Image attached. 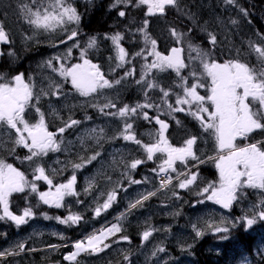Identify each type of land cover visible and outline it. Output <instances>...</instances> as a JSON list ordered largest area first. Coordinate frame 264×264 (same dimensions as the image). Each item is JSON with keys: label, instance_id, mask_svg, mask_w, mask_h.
Returning a JSON list of instances; mask_svg holds the SVG:
<instances>
[{"label": "snow or ice", "instance_id": "snow-or-ice-1", "mask_svg": "<svg viewBox=\"0 0 264 264\" xmlns=\"http://www.w3.org/2000/svg\"><path fill=\"white\" fill-rule=\"evenodd\" d=\"M226 3L232 4L235 0H225ZM132 5L140 6L147 5V16L156 14L163 15L168 6H176L177 0H114L110 6L116 8L118 5ZM20 11L23 13L24 19L29 25L37 32L42 33H55L63 31L66 40L62 39L59 43L64 44L67 41H74L79 36L78 29H72L68 34L70 25H79L81 16L76 7L73 6L69 0H32L31 6L23 4L20 6ZM244 15H247L246 10L241 9ZM118 15L120 17L126 16L124 10H120ZM236 23V21H232ZM148 27V20L145 19L143 27L138 31L144 34L145 44H151V51L147 48L142 49L141 52L135 55L140 56L144 52L148 53V57H152L151 63H145L143 74L140 79L136 81L137 85H145L144 94L147 101L148 90L159 88L162 93L161 101L167 107V115L175 119L174 113L187 112L196 121L199 122L201 128L206 133H211L214 137L217 155L208 157V160H215V167L219 172L218 185L214 182H209L207 186L201 188L197 195L202 196L208 201H213L221 205L225 209L232 207L233 202L238 199L240 191L243 188L264 189V140H258L255 143H246L243 147H238L235 141L237 138L249 139L250 135L257 130L264 132V71L257 72L255 68L250 67L247 63L239 60L226 61L225 63H217L214 59L209 58V54L199 46L193 45L191 42L187 45L189 53L188 63H185L183 57L184 48L173 47L169 54L165 55L156 50L157 41L153 39L146 31ZM192 30L189 29V32ZM172 37L176 43H183L184 35L177 32L175 29H170ZM209 35V42L216 43L215 35ZM33 37H25L26 40H31ZM105 39H110L112 45L116 50L115 60L117 61L116 68L123 67L129 63L126 59L128 53L125 48L121 46L123 36L117 32L111 36L105 35ZM10 43L8 33L5 31L4 26L0 23V44ZM97 46V37L91 36L87 41L85 48L81 49L80 57L83 61L82 64H73L70 68H65L63 64L59 68L54 67L53 60L60 61L63 59L60 56L52 57L44 61V66L51 68L54 72H59L61 76L70 77L73 88L76 89L83 97H89L94 93H99L102 89H110L114 84H120L125 77L132 76L133 71L124 73V77L119 80L111 81L106 78L105 73L100 69V66L92 63L86 58L87 50ZM80 47L78 40L72 44L66 51V56L70 57L72 48ZM250 47L257 54L258 59L264 62V46L259 44H251ZM195 53V55H192ZM3 53H0L2 55ZM8 55H14L9 51ZM145 60L147 61V58ZM110 59H112L110 57ZM199 60L203 72L197 73L193 71L190 76L194 83L188 86L189 81L187 77L181 74V70L189 66L194 61ZM158 72H165L168 69L175 71L181 83L176 85L182 89V94L176 93L175 106L169 103V98L174 93L171 89L161 87L155 79H148L153 75L152 70ZM116 69H112L114 72ZM206 76L210 79V83L202 82L201 77ZM59 88V85H55ZM204 88L206 95H201L198 89ZM43 95H48L43 92ZM53 95L58 93L53 92ZM39 101L40 97L34 94L33 86L26 82L24 73H18L7 79L0 75V126H6L9 130L15 132V145L22 146L29 150V155L23 159L29 162H34L42 156L47 155L49 152H56L60 150V143L57 141V133L63 134L66 129L72 128L80 123V121L72 119L71 117L64 123L63 127L57 129V132L48 130L46 124L45 114L39 107L32 105L30 102L33 99ZM184 106H187L185 108ZM30 107H35L39 119L35 123H30L26 117V110ZM99 107L101 112L106 108H116V104L109 101L103 105H93ZM155 108L159 112L161 105L153 104L150 102L137 103L135 106L124 105L117 109L115 113H105L106 115L118 116L125 120L123 129L117 133L125 141H131L136 144L144 154L146 160L151 161L156 157L157 153L166 154L167 158L162 161L158 166L157 175L160 177V189H165L169 185L176 182L179 189L191 190L199 179L198 171L192 169L196 168L199 164H204L207 161L200 159L194 150L198 137L195 135L190 136L184 141L183 146L173 147L166 136L169 124L160 119L159 115L154 117L149 116L144 109ZM142 112L143 119L155 120L159 125L155 135L153 136L154 142L144 143L138 139L133 131V124L127 122V118L136 117ZM180 124V121H176ZM95 130H93V133ZM103 132V129H100ZM151 135V134H150ZM15 149H13L14 151ZM99 156V152L87 158H80V163L72 164L74 174L64 183L55 184L53 179L46 174L45 167L37 164L33 170V180L29 181L25 173L14 167L12 164L0 160V220H10L17 227L24 225L34 215L31 206L24 208L23 212L19 215L14 214L9 207V198L13 193H23L26 188L31 192H37L36 181H44L49 185V191L39 192V199L44 204L61 208L64 206L63 202L65 197H78L79 193L76 191L75 170L91 163ZM144 159H133L126 164V171L124 175H128L131 170L146 162ZM194 161L192 168L188 167L190 162ZM177 162L185 168L184 172H177ZM170 173H176L175 176ZM110 179V178H109ZM130 183L139 184L141 181L132 180L129 177ZM52 187L55 191H52ZM122 185H117L116 188L108 191L103 203L97 202L93 210L94 217H98L102 212H106L112 204L117 200V188ZM95 184L89 180L88 187L84 189L85 194L93 191ZM104 194H102L103 196ZM156 195L155 192H147L141 194L139 199L129 203L128 209H135L143 206V202L150 197ZM173 196L178 197L177 192H173ZM80 203L79 200H77ZM200 203L203 200L199 201ZM124 214L118 216L117 223L110 226H104L98 230L87 235L84 239L75 241L72 245L73 251L64 256L65 261L70 264H79L78 257L81 253L97 254L103 252L111 245L108 243L110 237H115L118 233L123 232V227L120 220L123 219ZM45 219L50 217L45 215ZM60 224L69 226L79 224L84 218L80 213H69L68 216L61 218L55 217ZM258 222H264V201H261V210H252V215H244L232 221H225L221 219L219 223L209 220L202 228L199 224H193L192 228L196 238L203 237L207 231H211L213 235H218L219 239H229V234L232 229L243 227L245 231L249 230L253 225ZM155 229H147L141 233V240L147 241L152 236ZM53 235H58L53 233ZM61 239L63 237L61 236ZM121 240L128 241L129 237L126 235L120 236ZM19 251L25 250V244L20 242L18 245ZM50 248H56V245H49ZM192 245H188L190 249ZM165 249L160 247L157 251L163 252ZM182 250H185L182 246ZM19 252L13 249L0 250V259L9 256L18 255ZM156 252H153V256ZM124 260H129L128 255L124 256ZM247 264V262H245Z\"/></svg>", "mask_w": 264, "mask_h": 264}, {"label": "trees", "instance_id": "trees-1", "mask_svg": "<svg viewBox=\"0 0 264 264\" xmlns=\"http://www.w3.org/2000/svg\"><path fill=\"white\" fill-rule=\"evenodd\" d=\"M31 3L32 0H0V23L3 24L5 31L8 30V36L10 43L12 44H19L21 41V36L25 32L30 33L35 32L38 39L45 40L47 39L48 35L42 32H37L36 30H30V26L24 21L22 13L20 11V6L24 2ZM135 1V0H134ZM192 1V0H191ZM190 1V2H191ZM212 1V0H210ZM189 2V3H190ZM93 2L90 7L85 8L82 11L81 16V22H83L82 26L86 28V31L91 34H97L99 32H111L113 34L119 32V33H125L129 32L126 40H123L125 43L124 48L126 52L128 53L127 60L130 61L128 64L123 66L121 69H118L117 73H122V71H130L131 62L133 64H136L135 67H133V70L135 72H138L140 75L143 74V68L142 66L145 64V54L144 52L142 55L137 56L135 55L138 52H141L142 49L146 48V44L140 41V37H142L144 34L138 29L143 27L144 19L142 17L143 10L142 8L145 7V5L141 6H127L123 10L126 12V16L120 17L118 13L115 11L120 8L121 5H118L116 8L110 7L114 0H100L97 3ZM184 3V2H183ZM233 12L228 11L225 12V9H223V12L229 15V18L236 21V23H233L234 29H236L238 32L233 34V38H236L237 36H245L249 35L252 38L256 37H262L264 36V0H235L233 3ZM192 11H198V17L199 19H202L205 15L212 18L213 14L210 12L208 7L204 4V0L200 2V0H196V3L189 7ZM244 9L247 12L246 20L243 18V16L238 12V10ZM167 13H174V16L172 18H167L165 15ZM17 20V23L14 22V17ZM188 16V17H187ZM179 17V18H178ZM166 21H165V20ZM173 19V20H172ZM178 19V22L176 20ZM186 19V20H185ZM85 21L87 23H85ZM175 22V24H174ZM8 23V24H7ZM172 23V24H171ZM11 24V25H9ZM26 24V25H25ZM175 25V26H174ZM191 27L192 31L195 32L193 34H190L188 37V42H191L192 44H200L207 49V45L209 44V29L211 26H208L202 30L199 25L189 16L188 13L185 12L182 5L178 4L177 6L173 7L171 6L169 9H166L165 14L163 15H153L149 17L148 21V27L146 31L148 34L157 41V49H159L161 52H166L169 47L176 44L175 39L172 37L170 33V29H175L177 32L179 30H184L185 28ZM25 28V29H23ZM242 29V30H241ZM11 31V32H10ZM93 31V32H92ZM245 31V32H244ZM13 32V33H12ZM18 33L15 35L14 33ZM253 32V33H252ZM186 34V33H183ZM212 35H215L216 37V43L212 44L215 49H210V54L213 55V58L215 61L218 62H225V61H231L234 59L231 46H227L224 42L220 41L218 39V36L216 34V30L214 29V32L211 33ZM55 35H59L58 32H56ZM197 39H196V38ZM103 36L101 33L99 34V42L97 44H100V47L98 49L99 52L102 54H107V61L112 58V54L115 51V48L108 44L107 39H103ZM185 39H187L184 36ZM192 39V40H190ZM34 42V41H33ZM30 45L25 48L27 51H32V43L31 40H29ZM37 45V43L35 42ZM182 45L184 50H187V45L183 41V43H179ZM216 48H219L220 51H218ZM92 49L87 50V52H90ZM97 50L90 52L88 55H86V58H89L93 61H98L100 59L95 58V52ZM16 54V53H15ZM22 54L24 52H19L18 58H21ZM245 56V55H244ZM3 58L0 56V73L7 74V68L4 64V62L1 61ZM112 60V59H110ZM244 60V58H242ZM102 61H105L104 58H102ZM248 58L244 60V63H247ZM11 69L15 68V65L10 67ZM116 69V67H115ZM153 75H150L148 79H155L156 82L165 89H171L174 93L170 96L169 101L174 106L173 97L176 93H179L181 90L176 85L180 84L181 81L177 77V75L172 70H167L165 72L156 73L152 70ZM14 73V71L11 72V74ZM17 73V72H15ZM48 75H54V73H50ZM124 75V74H123ZM131 76H129L130 80ZM62 83H67L64 79L56 82L57 85H60ZM133 84H127L124 85L123 89V97L118 102H115V104L124 106V105H130L134 103H144V102H150L153 104H159L161 105V110L158 112L155 108H149L144 109V111H147L149 113V116L154 117L156 115L160 116V119L165 120L169 124V128L166 132V136L169 140V143L173 147H181L184 144V141L188 139L190 136L195 135L198 137L197 143L194 146V150L196 154L200 157V159L207 161L204 164H199L196 168L192 169L194 171H198L200 179L196 183V185H201V179L204 180H210L215 176L216 170L212 166V160H208V157H213L217 152L214 148V143L210 141V139L207 141V143L204 142V135L206 134L204 132V129L201 128L198 121H196L192 116L188 115L187 112H177L174 113L175 119L172 118V116L167 115V112H164V105L161 101L162 93L160 92L159 88H156L154 90H148V97L147 101L145 99L144 94V86H140V89H134ZM133 86V87H132ZM61 93L65 94L68 97L67 105L71 106V102L74 101L73 107L74 108H80L81 105L77 102V95L76 92L67 93L66 88H60L58 89ZM133 91V92H132ZM50 105H52L46 97H42V99L39 101L38 106L41 110H44L45 112H48V108ZM56 106H59L58 104H54ZM107 112L110 111V109L106 110ZM102 113L101 111H99ZM93 109H86V114L81 117V114L78 109L77 118L81 121L82 118L85 116L92 117L94 114ZM80 115V116H79ZM142 115V112L138 115V121H135V117L127 118V122H130L133 124V131L136 136H139L140 139L144 142H148V139L145 135L142 134V132L148 131V125L151 122H154L151 120V122L145 121L141 118H139ZM33 118V117H31ZM179 120L180 124H177L176 121ZM47 122H49V126L55 128V121L51 120L50 117H48ZM113 129L115 127V119L111 120ZM125 120L122 124V127L124 126ZM110 128V127H109ZM50 129V128H49ZM108 130V129H107ZM111 131H107V134H110ZM4 139V138H3ZM258 140H264V132H255L250 135L249 139H246L245 141H237L235 142L238 145H243L246 143H253ZM107 145L109 146L111 144V141L106 139ZM116 143V142H114ZM114 143H112L114 147ZM119 143L121 144L120 148L122 150V155L117 159V161L108 163L106 168L99 173H96L97 181H95V184H103L107 188L103 190L106 191V193L113 188H116V186L122 185L124 186V183L130 182L129 177L134 180L136 178H140L141 180H144L145 177L151 179V184L149 185V189L151 192H155L156 195L150 197L148 200L143 202V206L135 209H131L126 214V218L128 220L135 218V211L139 210L141 212V216L145 213L147 215L141 218V222H147L151 216V221L153 222H159L164 221L167 222L165 225H162L159 229V233H165L164 228L166 226H170L171 229L177 233L178 235L184 230L191 236L192 233L191 224H190V215L195 216L197 214H200L202 212V204L200 205H192L194 202L192 200L195 199V201H199V196L195 195V192L197 191L196 187L191 190L185 189L179 190L176 186V182L173 183V185H169L165 189H158L160 188V183L157 180L156 172L153 170L157 168V163L154 160L147 161L146 155L144 152L140 149H136L132 142L126 143L124 139H120ZM2 146V151L0 152V159L4 160L5 162L14 165L17 167L20 171L25 173L26 178L28 180L30 179L32 173L27 170L29 167H25L24 163L22 162V159H16V158H5V153H13V149H15V154H21L24 151L22 149H16L14 145L8 141L7 145L3 146V144H0ZM91 147L88 150L83 149H76L74 150L73 154L71 155L74 157L73 164L77 162V157L80 156V152H82V155L88 154V151H90ZM78 155L76 158L75 156ZM133 159H144L146 160L145 163L139 165L137 169L131 170L128 172V175H124L126 171V164L129 163ZM120 161V162H119ZM195 162L192 161L188 164V167L191 168L192 164ZM113 165V166H112ZM63 172L64 174L68 173L69 171H72V164H65L62 163ZM90 166V165H89ZM116 166V167H115ZM86 165L82 169H76L77 170V180H76V187H78L80 184H78L79 180H84V177L92 174L94 172V169L87 168ZM185 168L181 166L177 169V172H184ZM171 175L175 176L176 173H170ZM110 178V179H109ZM128 180V181H127ZM39 182V181H36ZM134 185L133 183H129L128 186ZM122 187L119 189V195L118 199H120V206L117 207H111L106 212H102V217L97 219L98 221H90L88 219V222L82 225H72V226H65V233L67 238H75L80 237L82 235L90 233L91 229L95 228L97 224L108 220L113 215L118 213L119 210L123 208H127L128 202L124 200V191L122 190ZM129 190V188H126V191ZM165 190H172L179 194L177 199H175L176 196H173L168 199H162L160 197V193ZM158 192V193H157ZM193 192V193H192ZM79 198H83L82 195H79ZM85 199L87 200V196L85 195ZM85 199L82 200L81 204L84 203ZM177 202L176 209L172 210L171 212H168V214H164V216L161 213L156 212V210H153V206H160L162 203L166 202ZM149 202V203H148ZM181 207V208H179ZM80 211H84L79 207ZM110 211V212H109ZM189 214V216H187ZM109 217H108V216ZM176 217H175V216ZM87 216L94 218L91 213L88 211ZM106 217V218H105ZM149 217V218H148ZM145 219V221H143ZM82 220V221H84ZM86 224V225H85ZM127 226H123V232L118 233L117 235H136L133 240L129 241V248L132 249L131 256H128L132 263L134 264H140L142 261L143 256L141 254L135 253L134 250L138 248L139 241H140V235L139 231L141 229V224L136 223L132 224L131 222L127 223ZM85 225V226H84ZM182 225V226H181ZM257 226L261 227V232L258 230L256 233L258 235H252V230H243L238 231V229H235L231 235H229V239L227 240H221L219 238L213 239L210 235H204L198 242L196 241L193 236L187 237L183 242L176 243L174 240L169 239H162L159 238V240L155 241L156 247L158 245H163L166 248V251L170 254V258H164V262L162 264H184L182 262L184 259H187L191 261L193 264H239L242 260L241 256L243 254H247L250 258H254L252 260H259V263L262 264L264 262V254L261 255L262 258L258 259L256 254L254 253V249H252V245L258 244V239H260L261 243L264 244V222H261L260 224H255L254 227ZM138 228V229H137ZM135 232V233H134ZM173 233V232H172ZM211 237V238H210ZM212 240V241H211ZM210 241V242H209ZM188 245H192L190 249L187 248ZM213 245V247H211ZM182 246L185 250H182ZM175 253V254H174ZM113 257V256H112ZM115 258V257H113ZM2 264V263H1ZM6 264V263H5ZM25 264V263H21ZM149 264H158L155 257L153 259H150Z\"/></svg>", "mask_w": 264, "mask_h": 264}, {"label": "rangeland", "instance_id": "rangeland-1", "mask_svg": "<svg viewBox=\"0 0 264 264\" xmlns=\"http://www.w3.org/2000/svg\"><path fill=\"white\" fill-rule=\"evenodd\" d=\"M98 1H100V0H69V2L72 3L74 7H76V9H77L78 13L80 14V16H82V11L85 8L90 7L93 2L97 3ZM190 1L191 0H177V5L178 4L182 5L184 7L185 12L189 14V16L199 25V27L202 30H204V28H206L208 26H211L208 29H209V32L212 33V32H214V29H215L216 30V34L218 36V39L220 41L224 42L227 46H229V45L231 46V51H232V54H233V57H234L233 60H239V61L243 62L244 60H246L248 58L247 64L250 67L255 68L257 72L264 71V62H262L260 59H258L257 54L250 47V43L251 44H259L260 46H264V36L252 38L249 35L248 36L247 35H245V36H240L239 35L236 38H233V34L237 33L238 31L236 29H234L233 23H232L233 20L229 18V15H227L226 13L222 12L223 9H227V10L229 9V11L233 12L234 11L233 10V7H234L233 3L232 4L226 3L225 0H212V1L204 0V4L206 5V7H208L210 12L213 14V17L210 18V17L205 15L202 19H199L198 11H192L191 8H189V7L193 6L196 3V0H192L191 2ZM202 1L203 0H200V2H202ZM23 4H28V5L31 6L32 2L29 3V2L26 1ZM127 6H132V5H123L122 4L120 6V8L115 10V11L117 13H119L120 10H123ZM170 7L171 6H168L166 9H169ZM173 7H175V6H173ZM147 9H148L147 5H145V7L142 8V10H143L142 17H143L144 20L147 19L149 21V17L150 16L146 15ZM238 12L246 20V16L244 15V13L241 12V10H238ZM167 14H170V13H167ZM22 16H23V13H22ZM172 16H174V13L170 14V18ZM13 19H14V22L17 23L15 15H14ZM23 19H24V16H23ZM24 21L27 23V21L25 19H24ZM176 22H178V20H176ZM85 23H87V22L85 21ZM82 24H83V22L80 21L79 25L73 24V25L69 26L68 34H70L72 29H78L79 30V36L76 38V40L67 41L64 44L59 43V41L62 40V39L66 40V36H65V34H64V32L62 30L58 31L59 35H55L56 32L55 33H51V34L50 33H45L46 35H48V37H47L48 39H45V40L36 39V37H35L36 33L32 32V31H31L32 34H29L27 36L22 34V36H21V41L20 42H24L26 40L25 37L32 36L33 38L31 39V41H34V42L40 44L41 46L46 47V49L49 50L47 52V54L43 53V54L36 55V56H34L33 58H31L28 61L29 62V66L27 68L26 75L28 74L30 77H32V84L33 85L32 84L31 85L33 86V91H34L35 95L39 96L40 99L43 96L46 97L47 100L51 104L62 105V109L66 108V106H64V104H67L68 97L65 94L61 93L58 90L59 88L55 87V85H57V84L52 79L47 78V75L50 74V73H54V74H56L58 76H61V75L59 74V72H54V71H52L51 68H48V67L44 66V61H46V60H48V59H50L52 57L60 56V57L63 58L60 61L53 60V65L56 68H59L61 64H63L65 68H70L73 64H78V63L82 64L83 61H82V59L80 57V52H81L82 48L86 47L89 37L96 36L97 37V43H98L99 42V34L100 33L103 36L102 41H103V39H105V35L106 34L109 35V36H111L113 34L111 32H99L97 34H91V33H88L86 31V28L83 27ZM29 26H30V30H34L31 25H29ZM23 29H25V28H23ZM189 29H191V27H188V28H185L184 30H179L178 31L179 33H182V34L186 33L184 36L187 39H185V38L183 39L185 44L189 43L187 41L188 40L187 36H190V34L195 33L193 31L189 32ZM7 31L8 30H6V32ZM128 33L129 32L121 33L122 36H123V39L121 40V46L122 47H124L123 44L125 42L123 40H126V37H127ZM14 34L17 35L18 33H14ZM77 40L79 42L80 47L72 48L71 56L67 57L66 56L67 49L69 47H72V44L76 43ZM107 40H108V44L111 45L112 47H114L112 45L111 40L110 39H107ZM190 40H192V39H190ZM140 41L145 43L144 35L142 37H140ZM193 45L199 46L205 52H207L209 54V58L210 59L214 58L213 55L210 54V49H215L214 46L212 45V43L210 44V42H209V44L207 45L208 47H210L209 49H207L206 47H204V46H202L200 44H193ZM24 47L27 48V46H24ZM99 47H100V44H97V46L95 48H92V50L90 52H93V51L97 50L95 52V58L100 59V60H98V62L97 61H94V62L97 65L100 66V69H101V71L103 73H105L106 78L111 80V81H115V80L121 79V77H124L123 74L125 72H127L126 70L122 71L121 74L116 72L118 69H121L122 67L121 68H116V70L114 72L112 71V69H114L116 67V64H117V61L115 60L116 50L111 55L112 56V60L109 59L107 61V59H108L107 54H105V53L102 54L101 52H99L98 51ZM173 47H181V48H183L181 44L176 43L175 45L169 47L166 52H161L159 49H157V44H156V50L160 51L161 53H163L165 55L169 54L170 50ZM146 48L148 49V51H151V44H147ZM216 49L218 51H220L219 48H216ZM31 50H33V48ZM38 50L41 51L40 48H38ZM88 50H90V49H88ZM90 52H87V55ZM26 54H27V57H29V54L28 53H26ZM192 55H195V53H192ZM145 56L148 57V53L147 52H146ZM188 56H189L188 50H185L183 52V57L185 59V63H188ZM21 58H22V56H21ZM102 58H104L105 61H102ZM242 58H244V60H242ZM126 59H127V57H126ZM151 61H152V57H148L147 61H145V63L146 62L147 63H151ZM216 62L222 64V63H225L226 61L225 62L216 61ZM126 65H129V64L126 63L124 66H126ZM135 65L136 64H133V62H131L130 71H133V67H135ZM170 70H172V69H170ZM153 71L155 72V74L156 73H160V72H158L155 69H153ZM172 71L175 73L174 70H172ZM193 71H196L197 73L203 72V69H202V66L200 65V61L199 60L194 61L193 63L189 64V66L187 68L181 70V74L184 77L188 78V81H189L188 86H190L191 83L195 82V80H193L192 77L190 76V73L193 72ZM2 75H7V74L3 73ZM140 76L141 75L138 72L134 71V74L131 76L130 80H129V77H125L120 84H114L113 87L110 88V89H102V90L99 91V93H94V94H92L89 97H83V96H80L78 93H76L77 102L81 105V107L79 109L81 117L86 114V109H93L95 113L100 111L99 107H93V105L100 106V105L108 103L109 101H111L113 103H115L116 100L120 101L122 99V97H123L122 92H123V89H124V85L126 86L127 84H133V82H134L135 83L133 85L134 89L135 90L136 89H140V86H144V85H137V83H136V81L140 79ZM61 77L63 79H65L66 81H68L72 85L70 77H67V78L64 77V76H61ZM7 79H10V78H7ZM201 80H202V82H204L206 84L210 83V79L207 78L206 76L201 77ZM26 82H28V81H26ZM180 90L181 91L179 92V94H182V89L180 88ZM42 91L43 92H47L48 95H43ZM74 91H76V90H74ZM198 91H199V93L201 95H206L207 94L206 90L204 88H200V89H198ZM53 92H56L58 94L53 95L52 94ZM76 92H78V91H76ZM175 100H176V95H174V97H173L174 104H175ZM30 103L32 105H35L36 107L38 106L37 105L38 101L35 98ZM73 103H74V101L71 102L72 108H73ZM169 103H170V101H169ZM118 105H120V103H118ZM118 105L116 104V106H117L116 108H106V109H104V112H107L106 110L110 109V111H108L107 113H109V112L115 113L116 109H118L120 107H123L122 105H120V106H118ZM135 105H136V103L130 104V106H135ZM184 107L187 108V106H184ZM167 111H168L167 107H166V105H164V112H167ZM27 113H29L30 117H33V118H31V120H29L30 123H35L39 119L38 114L35 111V107L28 108L26 110V114ZM43 113L45 114L46 121H47L48 117L51 116V114L55 115L54 113H51L50 111L43 112ZM77 113H78L77 109H75L74 110L75 120L78 119L77 118ZM95 116H96V114H93L92 117L85 116L84 118H82L80 123L83 121V124L80 125L79 129H78L77 125L72 127V128H70L71 132H74V133L72 135L68 136V137L66 135L65 136L64 135L61 136V134L57 133V141H58V143H60V150L56 151V153L60 152V154L65 156V155H68L69 152L71 154H73V152L76 149V147L78 149H83V150H88L90 147L92 149L94 144H95V142H97V144H98V143H101V140H102V144H105V143L107 144L106 139H108L109 141L114 143L115 141L113 140V138L110 135H107L106 129L103 126H100V128H99L98 124L95 121ZM129 118H132V117H129ZM139 118L143 119V116L141 115ZM143 120H145V119H143ZM135 121H138V116L135 117ZM145 121L151 122L149 120H145ZM153 121L154 122H151L148 125V127H149L148 131L147 132H142V134L145 135L147 137V139H148V142H144L143 141L144 143L154 142L153 136L155 135L157 129L159 128V125H157L155 123V120H153ZM123 122H124V119H122V124H123ZM58 128L59 127L54 128L51 132H57L56 129H58ZM100 129H103L102 133L100 132ZM122 129H123V127H122ZM93 130H95L94 133H93ZM256 132H259V130H257ZM4 137L9 142H11L14 146H16L15 143H14V141L16 139L14 130H9L6 126H0V140H2L0 142V144L4 143L3 142V138ZM204 137H205L204 142L207 143V141L210 139V141H212L214 143V148L216 149L215 140H214V137L211 135V133H206L204 135ZM137 138L140 139L139 136H137ZM245 140L246 139H244V138H239L238 137L235 142H237V141H245ZM128 142H131V141H126V143H128ZM253 143H255V142H253ZM132 144H133V146L136 149H140L133 142H132ZM244 145L245 144H243V145H238L237 144L238 147H243ZM16 147L22 149L24 152L21 153V154H15L16 150H14L13 153H5L4 156H5V158L22 159V162L24 163L25 167H29V169H27V170H29L32 173L29 181L33 180V170L37 166V164H40L41 166L45 167L46 174H48L50 176V178L53 179L54 185L66 182L74 174V170L69 171L68 173L64 174V172H63V168L64 167L62 166V162H59L58 164L54 165V163H53L54 159L50 156L51 152H49L47 154L49 156L45 155V156H42L41 158H39L38 160H34V162H29V161H26V160L23 159L25 156L30 154L29 150L26 149V148L20 147V146H16ZM91 149H90V151H91ZM106 149L109 150V148H106ZM140 150H142V149H140ZM1 151H2V148H0V152ZM90 151H88V154H86V155H82L83 151L80 152V154H79L80 156L76 155L75 158L77 156L78 157H77V162H75V163H80L81 162L80 158H82V157L83 158H87V157H90V156L95 154V153L90 152ZM121 152H122V150H121ZM108 155H109L110 159H108L106 161L103 158L97 156V158L95 160H92L91 163L85 164L89 168L94 169V172L92 174L88 175L87 177L85 176L84 180H82V181L79 180L80 182L78 184H80V185L77 187L78 190L81 193H83L82 195H86L87 196V200L85 199L82 207L80 206L81 209L82 210H84L85 208L89 209L90 213H91V215L93 217H94L93 210L96 207L97 202L102 204L103 203V199L106 198V194H107L106 191L103 192V189L107 188L105 185H103V184H95V181H97V178H95L96 177V173H99L100 171L104 170L108 163H112V162L117 161V159L119 157H121L122 153L118 152V156H117L116 160L114 158L112 159V156H113L112 153H109ZM216 155H217V153L215 154V156ZM166 158H167L166 154L157 153L156 157L153 160L159 166L162 163V161L164 159H166ZM69 159H70V164L71 163L73 164L74 157L69 156ZM212 163H213L212 166L216 170L215 176L212 179H210V180L201 179V183L202 184L199 185V186L196 185V184L193 185L192 186L193 191H194L195 187L197 189L196 192L194 191L195 195H197V193L200 192L201 188L207 186V184L209 182H214V183H216L218 185L219 172H218V170L215 167V160H212ZM158 166H157L156 170H158ZM181 166L182 165H180L179 162H177V165H176L177 169L180 168ZM77 173H78V170L75 172L76 176H77ZM62 174H64V175H62ZM156 175H157V172H156ZM158 177L159 176L157 175V180H158ZM89 180H92L94 182L95 189L93 191L89 192L88 194H85L84 189L88 187ZM134 180L141 181V183L134 184L132 186H128L130 182H127V183H124V186L122 187V190L125 193V195H124L125 199L124 200H126L128 202V205H129L130 202H132V201H134L136 199H139L141 194H146L147 192H151L150 189H149V185L151 184V179L145 177L144 180H141L140 178H136ZM36 184H37V187H39V184L44 185L48 189L47 191H49V185H47L46 182L39 181V182H36ZM126 188H129V190L126 191ZM98 189H99V191H98ZM158 189H160V188H158ZM51 190L55 191V188L52 187ZM181 190L185 191V189H181ZM76 191H77V189H76ZM173 192L174 191H172V190L162 191L160 193V197L162 199H168V198L172 197ZM102 194H104V195L102 196ZM178 196H179V194H178ZM198 196H199V199H200L199 201L203 200V202L200 203L199 201H195V199H194V200H192L194 202L192 205H194V204H196V205L202 204V206H203L202 207V212L200 214L195 215V216H192V215L189 216V214L187 215V216L190 217V224H191V229H192V233L190 235L193 236V238H195L197 242L202 237L201 238H196L195 237V233H194L193 228H192L193 224H199L200 227L203 228L209 220L214 221L216 223H219L221 219H224L225 221H232V220H235L236 218L242 217L244 215L251 216L252 215V210L254 208H255L256 211H260L261 210V201H264V189H253V188H247V187L243 188L240 191L238 199L233 202L232 207L229 208V209H225L221 205L216 204L213 201H208V200L204 199L200 195H198ZM74 197L75 196H73V198ZM68 198H70V197H65V200L63 202L64 206L61 207V208L67 209L68 211L66 212V214L65 213L60 214L61 218H64V217L68 216L70 212L73 213L72 209L71 208L69 209V207L72 204H69L71 202L68 201ZM83 198H79V196H78L76 198V201H75L76 203L74 204L73 208L78 207L79 204L82 202ZM175 199H177V196L175 197ZM77 200L80 201L79 204H78ZM117 204H118L117 206L121 205L119 203H117ZM176 204H177V202L172 201V202L162 203L160 206H153L152 208H153V210H156V212L161 213L164 216V214L162 212H164L165 214H168V212H171L172 210L176 209V206H174ZM85 206H87V207H85ZM179 208H181V207H179ZM78 209H79V207H78ZM128 211H129L128 206H127V208H123V209L118 211V213L116 215L117 217L120 216L122 213L124 214V217H123V219L120 220V223L121 224H124L126 222H128V223L131 222L132 224L140 223L141 224V229L139 231V235H140L139 244H147L148 247L151 248V250L149 252H147V251L144 252L143 258H142V261H141L140 264H149L150 259H153V257H155V259L157 260L158 264H162L164 262V258H167V259L170 258V254L166 251L165 246L158 245L156 247L157 243L155 244V241L159 240V238H162V239H167V238L171 239L172 238V240H174L176 243H179V242H183L187 237H191L184 230L178 235L177 233H175L171 229L170 226H166L164 228L165 233H163V234L159 233L158 231H159L160 227L162 225H165L167 222H164V221L153 222V221L150 220L153 216H151L147 222H141L140 221L141 218H139V217H143V216L147 215V213H145V214H143L141 216V212L139 210L135 211V218L134 219L128 220L126 218V216H127L126 214L128 213ZM83 218L84 219H88L90 221H93V218L88 217V216H83ZM95 221H97V220H95ZM143 221H145V219H143ZM114 223H117V221L115 220ZM260 223L261 222H258V224H260ZM100 224H99L100 225L99 227L91 229L90 230L91 233L93 232V230H98V229H100V228H102L104 226H110L113 223L102 222ZM149 228L155 229V231H153L152 236L149 237V239L147 241H142L141 240V233L143 231L149 229ZM235 229H238V231H243L244 230L243 227H237V228L232 229L231 232L229 234H227V235L228 236L231 235ZM249 230H252L253 233H256L258 230L261 232V227L257 226L255 228L254 225H253ZM52 232H54V231H52ZM59 235L62 236L61 233H59ZM205 235H210V236H212L213 239L219 238L218 235H213L210 230L207 231V233ZM84 238H80L78 240H82ZM127 246H129V245H127ZM160 247L164 248L165 250L163 252L157 251V249L160 248ZM154 251L156 252L155 256H153V252ZM254 253L256 254L258 259L262 258L261 255L264 254V244L261 243L260 239H258V244H257V246L254 249ZM241 258L242 259H246V260H242L239 264H245V262H247V264H260L259 260H257V259L252 260L255 257L254 258H250L247 254H243L241 256ZM128 261H130L129 264H134V263H132L130 258H129ZM128 261L124 262L123 264H126ZM184 261H186V262H182L184 264H193L191 261H189L187 259H184ZM262 264H264V262Z\"/></svg>", "mask_w": 264, "mask_h": 264}, {"label": "flooded vegetation", "instance_id": "flooded-vegetation-1", "mask_svg": "<svg viewBox=\"0 0 264 264\" xmlns=\"http://www.w3.org/2000/svg\"><path fill=\"white\" fill-rule=\"evenodd\" d=\"M156 15H161V14L158 13ZM29 34H32V33L25 32L23 35L27 36ZM35 37L36 39H38L36 34H35ZM31 43H32L31 47L33 48L32 51H27L24 48V46L30 45L28 40H25L24 42H20L19 44H12V45L0 44V53H3L2 54L3 58L1 59V61L4 62L7 68V75H3L4 77L11 78L12 76L18 73H24L25 80L28 81L30 84H32V77H30L28 74L26 75L27 68L29 66L28 61L36 55L43 54V53L47 54L49 50L46 49V47L41 46L38 43L36 45L35 42L33 41ZM38 48H40L41 51H39ZM9 51L13 52L14 55L12 56L8 55ZM19 52H24V54H22V58H17V55L19 54ZM26 53L29 54V57H27ZM2 55L0 56L2 57ZM89 60L92 63L96 64L93 60L91 59ZM13 65H15V68L11 69L10 67ZM12 71H14V73L11 74ZM0 75L2 74L0 73ZM47 78L52 79L55 83L63 79L61 76H58L56 74L47 75ZM66 82L67 83L60 84L59 89L66 88V91L68 94L72 92H76L74 91L76 89H74L73 86L68 81ZM76 93L80 95L79 92H76ZM64 106H66V108L64 109H62V105L56 106L54 104L47 107L48 111L55 114V115L51 114L50 121L51 120L55 121L56 127H59V128L63 127L64 123L67 122L70 117L72 119H75L74 110L77 109V112H78V109H80V108H74V107L72 108L71 106H68L67 104H64ZM41 111L45 112L44 110H41ZM105 113L107 112L94 113L96 114L95 121L98 124L99 128L100 126H103L106 129V132L108 130L111 131L110 134H107V135H110L116 143H114V147H113L112 142L109 146L107 144H102V140H101V143H98V144L97 142H95L90 152H93V153L99 152V157L103 158L105 161L110 159L108 154L112 153L113 154L112 159L114 158L116 160L118 156V152L121 153V148H120L121 144L119 143V140L121 139V137H118L117 133L122 130V119L118 116L106 115ZM26 119L31 120L29 113L26 114ZM112 119H115L114 129H113V125L111 122ZM77 120L80 121L79 119ZM46 124L48 126L49 131H52L54 129L53 127L48 125L49 122L46 121ZM82 124H83V121L77 124L78 129L80 125ZM73 133L74 132H71L70 128H68L66 129V132L61 134V136L66 135L68 137L72 135ZM1 141L2 140H0V142ZM3 142L4 143L2 144L5 148V146L8 143V140L4 137ZM1 147L2 146H0V148ZM14 147L16 149L18 148L16 146ZM106 148H109V150H107ZM71 155L72 154L70 152L68 155H65V156L61 155L60 152H57V153L51 152L50 156L54 159L53 163L54 165H56L59 162L70 164L69 156ZM37 189H38L37 192H31L29 188H26L25 192L13 193L12 196L9 198L10 200L9 207H10V210L14 214L19 215L23 212L24 208L31 206L33 209L34 215L28 220L26 224L21 225L19 227H17L10 220H7V219L0 220V250L12 248L14 251L19 252L18 255L6 257L7 259L6 258L0 259V264L1 263L2 264H5V263L6 264H21V263H25V264H70L69 261L64 260V256L74 250L72 245L75 241H78V239L84 238L86 236L85 234L80 237L67 238L66 234L64 233H65V226H68V225L59 224L57 220H55V217H60V214L62 213L66 214L68 210L65 208H56L54 206H49L47 204H44L39 199V192H46L48 189L42 184H39V187H37ZM76 189L79 195L83 194L78 190L77 187ZM116 190L119 195V189L117 188ZM118 195H117V200L115 201L114 204H112L113 207H116L117 203L119 204L121 203L120 199H118ZM82 196L84 197L83 199H85V195H82ZM76 198L77 197L68 198V201L71 202L69 204H72L69 207V209L71 208L73 213H80L83 216H87V212L90 211L89 209L85 208L83 212L78 209V207L80 206L82 207L83 204L78 203L79 206L76 208H73L74 204L76 203L75 202ZM0 214H2V211H0ZM45 215L50 217V219H45ZM116 215L117 213L104 222L114 223L115 220L117 221ZM100 217H102V213L99 217H94L93 221L99 219ZM81 222L83 225L84 222L87 223L88 221L84 220ZM127 223L121 224L122 227L127 226L128 225ZM100 225H97L96 227H99ZM53 233H57L58 235H53ZM59 233L62 234L63 239H61V236L59 235ZM120 236L121 235L110 237L108 240V243L111 246L105 249L103 252H100L97 254L81 253L80 256L78 257L79 264H123L124 262H126L124 260V256L133 255L132 249H128L129 246L127 245L130 244L129 241L133 240L136 235H126L129 237L128 241L121 240ZM3 237H6V238L4 239ZM20 242H23L25 244V250L22 252L19 251L18 247H14L18 245ZM49 245H56L57 247L53 249V248H50ZM150 250L151 248L148 247L147 244H140L138 245V248L134 251L135 253L141 254L143 256L144 252L146 251L149 252ZM112 256L115 258H113ZM129 263L130 261H128L126 264H129Z\"/></svg>", "mask_w": 264, "mask_h": 264}, {"label": "bare ground", "instance_id": "bare-ground-1", "mask_svg": "<svg viewBox=\"0 0 264 264\" xmlns=\"http://www.w3.org/2000/svg\"><path fill=\"white\" fill-rule=\"evenodd\" d=\"M95 4V3H94ZM141 6V5H140ZM184 8V7H183ZM222 10V9H221ZM229 11V9L227 10V9H225V12L227 13ZM222 12H223V10H222ZM224 13V12H223ZM171 14V13H170ZM170 14H166L165 16L169 19L170 18ZM175 17V16H174ZM188 17V16H187ZM172 18V17H171ZM179 18V17H178ZM165 20V19H164ZM173 20V19H172ZM178 20V19H177ZM186 20V19H185ZM166 21V20H165ZM8 24V23H7ZM172 24V23H171ZM174 24H175V22H174ZM9 25H11V24H9ZM26 25V24H25ZM175 26V25H174ZM242 30V29H241ZM93 32V31H92ZM245 32V31H244ZM13 33V32H12ZM253 33V32H252ZM48 39V38H47ZM32 42V41H31ZM211 44V43H210ZM27 55V54H26ZM18 56H20L19 54H18ZM18 58V57H17ZM64 89V88H63ZM133 92V91H132ZM117 102V101H116ZM119 102V101H118ZM118 106H120V105H118ZM95 109V108H94ZM63 111V110H62ZM60 121V120H59ZM56 128V127H55ZM57 130V129H56ZM66 132V131H65ZM59 134V133H58ZM106 144V143H105ZM65 154V153H64ZM62 155V154H61ZM120 162V161H119ZM69 163V162H68ZM72 164V163H71ZM113 166V165H112ZM116 167V166H115ZM79 171V170H78ZM62 175H64V174H62ZM104 190V189H103ZM98 191H99V189H98ZM96 193V192H95ZM158 193V192H157ZM94 200V199H93ZM132 201V200H131ZM91 202V201H90ZM88 205V204H87ZM118 205V204H117ZM85 207H87V206H85ZM113 207V206H112ZM90 212V211H89ZM110 212V211H109ZM108 216V215H107ZM175 216V215H174ZM99 217V216H98ZM109 217V216H108ZM176 217V216H175ZM101 218V217H100ZM106 218V217H105ZM149 218V217H148ZM94 220V219H93ZM100 220V219H99ZM151 220V219H150ZM98 221V220H97ZM89 223V222H88ZM127 223V222H126ZM86 225V224H85ZM84 225V226H85ZM98 225V224H97ZM182 226V225H181ZM138 229V228H137ZM135 233V232H134ZM252 235H258L257 233H253ZM259 236V235H258ZM260 237V236H259ZM4 239L6 238V237H3ZM165 238V237H164ZM212 241V240H211ZM210 242V241H209ZM257 246V244H254V245H252V249H254L255 247ZM211 247H213V245L211 246ZM12 249V248H11ZM42 252V251H41ZM44 253V252H43ZM45 254V253H44ZM175 254V253H174ZM48 256V255H47ZM7 259V258H6ZM45 259V258H44ZM26 261V260H25Z\"/></svg>", "mask_w": 264, "mask_h": 264}, {"label": "built area", "instance_id": "built-area-1", "mask_svg": "<svg viewBox=\"0 0 264 264\" xmlns=\"http://www.w3.org/2000/svg\"><path fill=\"white\" fill-rule=\"evenodd\" d=\"M158 182L160 183V177H158Z\"/></svg>", "mask_w": 264, "mask_h": 264}]
</instances>
